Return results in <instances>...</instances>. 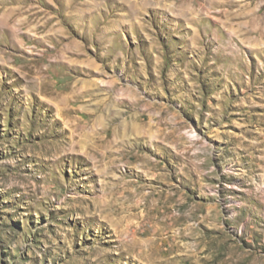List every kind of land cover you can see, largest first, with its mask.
<instances>
[{
    "label": "rangeland",
    "instance_id": "obj_1",
    "mask_svg": "<svg viewBox=\"0 0 264 264\" xmlns=\"http://www.w3.org/2000/svg\"><path fill=\"white\" fill-rule=\"evenodd\" d=\"M0 264H264V0H0Z\"/></svg>",
    "mask_w": 264,
    "mask_h": 264
},
{
    "label": "bare ground",
    "instance_id": "obj_2",
    "mask_svg": "<svg viewBox=\"0 0 264 264\" xmlns=\"http://www.w3.org/2000/svg\"><path fill=\"white\" fill-rule=\"evenodd\" d=\"M10 21V20H9ZM84 152H85V150H84ZM86 153V152H85ZM88 154V153H87ZM90 154V153H89ZM105 207H107L108 206V203H106V205H104ZM134 239V238H133ZM136 243V242H135ZM133 244H134V242H133ZM140 244V243H139ZM135 245V244H134Z\"/></svg>",
    "mask_w": 264,
    "mask_h": 264
}]
</instances>
